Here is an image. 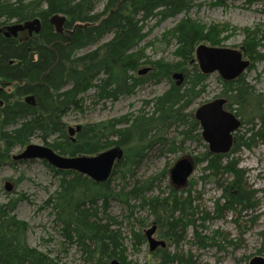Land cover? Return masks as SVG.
<instances>
[{"label":"trees","instance_id":"obj_1","mask_svg":"<svg viewBox=\"0 0 264 264\" xmlns=\"http://www.w3.org/2000/svg\"><path fill=\"white\" fill-rule=\"evenodd\" d=\"M196 1L0 0V27L35 18L42 25L40 34L27 40L7 39L0 34V83L6 87V83L14 85L0 109V168L17 163L12 153L16 148L26 149L37 137L44 146L66 157H92L116 147L123 150L122 160L116 162L110 179L104 183L73 170H59L43 161L58 179L57 190L44 207L53 211L63 246L76 248L84 264H135L128 261L123 233L117 227L119 221L110 214L112 202L117 201L134 212L136 207L131 202L138 201L141 208L149 209L155 217L153 223L157 225L159 238L167 245L151 252L150 264H201L180 252L182 244L189 242V231L194 244L203 249L213 248L218 245L217 236L201 235L205 223L226 214L241 217L256 212L260 206L258 191L249 185L247 172L240 168L236 155L243 149H253L257 140H264L263 95L255 93L245 75L229 83L219 76L222 84L219 98L226 100L228 111L242 119L241 127H247L227 154L208 149L202 139V128L191 112L206 93L209 78L196 62V49L205 43L222 47L227 27L183 18L159 40L173 49L170 61H151L145 48H140L148 36L145 29L150 20L161 23L188 13ZM212 1L213 5H225L229 0ZM255 2L264 4V0ZM100 4L104 8L97 11ZM53 15L67 17L64 34L57 33L50 24ZM242 33L241 47L251 61L250 71L264 60L261 50L264 29L248 28ZM32 53L34 61H30ZM142 65H151L153 69L140 76ZM175 73L184 75L182 84L174 81ZM164 81L169 84L168 89L153 100L144 101L137 114L84 124L74 138L69 134L64 118L70 111H83L85 95L91 89L95 90L94 104L118 102L132 97L145 85ZM29 96L34 97L35 106L24 102ZM251 105L256 108L252 118L246 114ZM257 126L260 129L256 131ZM188 143L204 146L203 155L193 156L196 169L204 164L200 181L214 183L221 192L214 202L213 214L194 204L197 199L192 193L197 183L193 176L187 187L176 189L169 184L166 193L154 184L159 177L170 176V170L164 169L147 182L136 178L137 169L151 154L157 152L161 158L177 156L186 152ZM25 199L18 195L0 204V264H60L57 258L52 259L27 244L29 226L15 215L17 206ZM215 234L221 235L219 231ZM133 235L135 239L138 236L135 232ZM259 236L262 247L257 255L264 256V230ZM139 237V243L147 241L146 237ZM224 241H228L227 237ZM172 248L174 251L169 250ZM249 260L251 256L248 263Z\"/></svg>","mask_w":264,"mask_h":264},{"label":"rangeland","instance_id":"obj_2","mask_svg":"<svg viewBox=\"0 0 264 264\" xmlns=\"http://www.w3.org/2000/svg\"><path fill=\"white\" fill-rule=\"evenodd\" d=\"M103 8L104 4H100L97 7V11H102ZM263 10L264 4L255 2V0H229L225 5H213L212 0H198L188 13L184 12L172 18H167L161 23H157L156 19L150 20L145 29V33L148 36L141 42L140 48H145V55L151 61L172 60L173 49H169L164 42L162 44L159 43V40L165 32L172 30L183 18H190L207 25H223L224 28L226 26L228 32L222 35L226 39L222 47L239 49L244 41L242 33L244 29L258 27L264 29ZM12 24L10 23L6 26ZM233 29L236 30L234 34ZM23 37L20 36V40ZM205 45L209 46L208 43H205L198 47ZM261 50L264 53V46ZM254 67L252 70L245 72L246 81L254 87L256 94L264 96V60L256 63ZM145 68H150L152 71L153 66L142 65L139 71ZM218 79L219 74L209 76L206 84L208 85L206 93L192 106L191 112L193 114L196 113L197 106L200 104L220 97L222 84L219 83ZM174 81L178 82L179 80L175 79ZM6 84V93L12 92L14 85ZM168 86L169 84L166 81L156 85L148 84L139 89L130 98H122L118 102L100 101L97 104H94L96 102L94 100L95 90L91 89L85 95L83 111L77 112L73 110L68 112L64 122L68 125L69 130L71 127L75 128L84 124L120 118L123 115L137 114L142 108L144 101L153 100L155 96L163 94L168 89ZM255 113V105H251L246 112L251 118ZM256 123L260 125L259 120H256ZM246 129L247 127L239 131L240 136ZM259 129L260 126H257L256 131ZM31 144L44 146L38 137L34 138ZM24 151L25 148H16L11 156L16 157ZM185 151V153L181 152L177 156L169 155L164 158L159 157L157 152L156 154H151L142 167L137 169L136 178L141 182H147L151 178L159 176L164 169L171 170L179 159L190 156L194 160L193 156L200 157L206 150L201 144L188 143ZM236 157L240 159V168L247 172L249 185L253 190L258 191L257 198L260 201V206L256 212H248L241 217L226 214L221 219L214 218L205 223L206 226L203 228L201 235L217 236L218 245L213 248L207 247L203 249L197 243L194 244L192 231H189L188 241L192 242L193 245L189 242L183 243L180 247V252L184 253L185 257L191 255L195 261L201 264H247V258L251 256L252 260L257 257V252L262 247L259 232L264 230V140H257V144L253 146V149H243ZM203 166L204 164L200 165L193 175V179L197 183L194 185L192 193L194 200L197 199L194 204L196 206L199 205L201 210L206 209L210 214H213L214 202L221 196V192L218 191L214 183L200 181ZM8 184L11 186V192L6 191ZM169 184L173 185L171 177L166 176L159 177L154 185L156 188H162L166 193ZM57 187L58 179L54 177L50 168H47L41 160L17 161V163H9L0 168V204H6L9 197L16 198L18 195L26 197L25 201L20 202L17 206L15 215L18 220L27 223L29 226L26 233L27 244L49 255L52 259L57 258L60 264H84L76 248L63 246L60 232H58L56 221H54L53 211L44 207V203L57 190ZM153 194L156 195L157 193L154 192ZM131 204L136 207L134 212H131L128 207L117 201L112 202L110 204V214L119 221L120 225L117 227L123 233L124 245L126 250H128V261H132L135 264H150L153 260L149 243L148 241L139 243L141 240L139 236L146 237V233L155 224L153 223L155 217L150 214L149 209L141 208L138 201H132ZM202 216L199 215L198 217ZM252 220L255 221L252 222ZM216 231H219L223 236L215 234ZM133 232L138 234L136 239ZM159 237L158 231L155 234V238L160 240L161 238ZM224 237H227L228 241H224ZM169 250L174 251V248Z\"/></svg>","mask_w":264,"mask_h":264},{"label":"water","instance_id":"obj_3","mask_svg":"<svg viewBox=\"0 0 264 264\" xmlns=\"http://www.w3.org/2000/svg\"><path fill=\"white\" fill-rule=\"evenodd\" d=\"M66 21V16L53 15V18L50 19V24L55 27L57 33L64 34ZM41 27V20L35 18L31 21L15 23L8 27H0V34H3L7 39L17 38L21 32H29L32 36L33 34H40L42 31ZM195 53L197 63L203 74L212 75L218 72L225 81L239 78L245 69L249 67V63L242 60V53L240 51L229 48L205 45L198 47ZM34 57L35 54L32 53L30 61H33ZM150 70V68L142 69L138 75L147 74ZM174 77L179 80V84L184 80V75L181 73H175ZM25 100L31 106L36 105L35 99L32 96L26 97ZM225 103V99L219 98L200 106L195 114V117L200 121L203 128V139L209 144V150L216 154L231 152L235 142L233 134L241 128L240 121L224 109L223 105ZM81 128L82 125L75 128L71 127L68 132L73 137L76 133L80 132ZM123 156L122 149L116 147L113 150L102 152V154L92 157L86 155L66 157L58 155L50 147L31 144L27 146V149L23 153L13 157V159L15 162L45 161L59 170H73L79 172L81 175L90 177L98 183H104L110 179L116 162L122 160ZM195 171L196 164L193 158L187 156L179 159L169 172L173 186L176 189L187 187ZM6 191L11 192L9 184ZM157 229L156 224H154L146 233V239L148 240L151 252H155L158 248H166L167 245L164 240L155 238ZM115 264L117 263L115 262ZM249 264H264V256L258 255Z\"/></svg>","mask_w":264,"mask_h":264},{"label":"flooded vegetation","instance_id":"obj_4","mask_svg":"<svg viewBox=\"0 0 264 264\" xmlns=\"http://www.w3.org/2000/svg\"><path fill=\"white\" fill-rule=\"evenodd\" d=\"M5 27H8V26H5ZM1 35H3V34H1ZM34 35V34H33ZM32 35V36H33ZM20 36H24L22 39H25V40H27L28 38H31L32 36L29 34V32H21V34H19V36L17 37V38H19L20 39ZM222 48H224V47H222ZM227 48H229V47H227ZM226 48V49H227ZM229 49H232V50H235V51H240L241 53H242V60L244 61V62H248L249 63V67H250V64H251V61H249V60H247V58L245 57V51H244V49L242 48V47H240L239 49H233V48H229ZM198 64V63H197ZM248 67V68H249ZM248 68H246L245 69V71L243 72V74L241 75V76H239V78L240 77H242L244 74H245V72L248 70ZM214 74H219L218 72L217 73H214ZM213 75V74H212ZM207 76V75H206ZM210 76V75H209ZM219 76L221 77V79L224 81V82H226V83H229V82H233V81H236V80H239V78H236V79H234V80H229V81H225L223 78H222V75L221 74H219ZM182 83H183V81H182ZM182 83H180V84H182ZM179 83H178V85H180ZM5 89H7L6 88V85H3V84H0V109L1 108H3L4 106H5V96L7 95V93H6V91H5ZM25 99H26V97H25ZM25 99H24V102H26L25 101ZM215 100H218V99H215ZM215 100H213V101H215ZM213 101H208L207 103H204V104H200L199 106H197V110H198V108H200V106H202V105H205V104H208L209 102H213ZM264 96H263V98H262V104H263V106H264ZM27 103V102H26ZM227 103V102H226ZM226 103L223 105L224 106V109L228 112V113H231L233 116H235L239 121H240V127L242 126V119H240L238 116H236L235 115V113L234 112H232V111H228L227 109H226ZM197 112V111H196ZM196 114V113H195ZM195 114H194V117H195ZM196 118V117H195ZM196 120H197V118H196ZM197 122H199V124H200V128H202V126H201V123H200V121L199 120H197ZM242 129V127L238 130V131H236L234 134H233V138H234V140H235V142H234V144L237 142V137H238V135H239V131ZM202 133H203V128H202ZM202 139H203V137H202ZM204 140V139H203ZM204 142H205V144H207V146H208V149H209V144L204 140ZM234 146V145H233ZM232 146V147H233ZM123 151V150H122ZM222 154V153H221ZM157 232H158V230H157Z\"/></svg>","mask_w":264,"mask_h":264},{"label":"bare ground","instance_id":"obj_5","mask_svg":"<svg viewBox=\"0 0 264 264\" xmlns=\"http://www.w3.org/2000/svg\"><path fill=\"white\" fill-rule=\"evenodd\" d=\"M173 79L175 80L176 78L175 77H173ZM26 101V100H25ZM28 104V103H27ZM30 105V104H29ZM172 183V182H171Z\"/></svg>","mask_w":264,"mask_h":264}]
</instances>
